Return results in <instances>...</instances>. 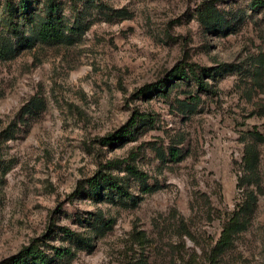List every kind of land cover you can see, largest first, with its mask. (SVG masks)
<instances>
[{
    "label": "rangeland",
    "instance_id": "1",
    "mask_svg": "<svg viewBox=\"0 0 264 264\" xmlns=\"http://www.w3.org/2000/svg\"><path fill=\"white\" fill-rule=\"evenodd\" d=\"M58 3L68 38L43 42L46 0H0V264L34 243L50 264H264V0ZM100 171L129 196L92 193Z\"/></svg>",
    "mask_w": 264,
    "mask_h": 264
},
{
    "label": "trees",
    "instance_id": "2",
    "mask_svg": "<svg viewBox=\"0 0 264 264\" xmlns=\"http://www.w3.org/2000/svg\"><path fill=\"white\" fill-rule=\"evenodd\" d=\"M261 1L254 3V9H257ZM47 4V16L41 18L35 22V30L38 38L43 42H61L68 38L67 28L62 17L59 15V3L58 0H46ZM19 7L21 10H29L30 0H19ZM9 18L12 20L15 17L17 10L11 2L6 5ZM208 21H215L218 19V14L213 8H208L206 15ZM5 49H7L5 47ZM197 64H178L170 72V76L176 80H186L190 76H193L198 84L210 90L207 84L204 83L200 73L197 70ZM162 85L159 83L147 84L139 90L140 94L147 95L152 91H161ZM150 120L151 115L137 112L136 115L128 122L127 125L119 128L113 133H110L106 137L102 138V141L106 144L118 143L124 141L128 136L133 135V129L137 126L139 120ZM130 172L140 178L142 182H145L147 175L138 170L134 166H129ZM90 190L92 193H98L103 190L117 191L120 195H124L127 191L123 180L118 176L110 172L100 171L95 176L88 180ZM148 186V184H145ZM129 196V195H128ZM233 225L225 226L222 231V236L216 245L215 252L220 250L228 243H230L233 234ZM72 237L80 239V234L77 232H70ZM55 253L58 257L62 258L72 253L70 248H55ZM51 259L49 254L40 247L39 244L34 243L28 247H24L18 253L7 258L1 264H50Z\"/></svg>",
    "mask_w": 264,
    "mask_h": 264
}]
</instances>
